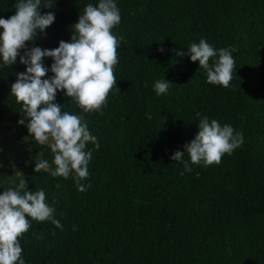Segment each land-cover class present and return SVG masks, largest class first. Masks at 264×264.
<instances>
[{"label":"trees","instance_id":"1","mask_svg":"<svg viewBox=\"0 0 264 264\" xmlns=\"http://www.w3.org/2000/svg\"><path fill=\"white\" fill-rule=\"evenodd\" d=\"M116 2L121 22L113 34L123 41L106 104L83 113L63 93L56 98L98 137L99 150L92 143L86 149L92 160L81 183L90 186L81 192L71 176L36 173V162L0 169V194L25 177L30 190L45 191L63 226L28 217L22 258L26 264H264V0ZM15 3L0 0V17L14 15ZM89 3L98 0H57L42 9L54 11L55 22L26 43L55 49L70 42L71 26ZM201 39L217 50L235 49L227 88L207 83L198 61L177 55ZM23 71L19 63L0 71V129L6 124L28 137L19 124L22 105L10 95ZM162 79L171 82L169 92L157 96L153 85ZM203 116L231 125L245 142L219 164H193L181 175L183 165L171 156L195 138ZM39 152L51 165L50 147Z\"/></svg>","mask_w":264,"mask_h":264},{"label":"clouds","instance_id":"2","mask_svg":"<svg viewBox=\"0 0 264 264\" xmlns=\"http://www.w3.org/2000/svg\"><path fill=\"white\" fill-rule=\"evenodd\" d=\"M56 4L57 0H16L15 14L7 19L0 17V71L17 63L25 66V71L16 73L10 89V95L22 105L24 116L19 124L27 127L35 143L50 147L54 156L51 165L46 159L36 162L34 171H49L54 178L71 176L83 192L90 186L81 183L89 176L88 164L92 160V150H86L87 145L92 143L99 150L100 143L81 116L63 111L56 102L57 93L71 98L70 103L74 102L83 113L100 110L106 104L117 82L114 66L118 64L117 48L123 37L114 35L113 29L120 24L121 14L116 0L89 3L71 26L70 42L61 40L55 49L29 47L26 42L46 35L55 22V12L42 14V9H53ZM234 51L231 47L217 50L201 39L188 46L187 53L177 55L187 54L192 62L198 61L207 83L227 88L233 78ZM45 58L52 59L50 67L45 65ZM170 84L165 79L158 80L153 90L157 96L166 95ZM198 127L184 151L177 150L171 156L183 165L181 175L191 173L193 164H219L225 154L231 155L245 142L242 132L207 116L200 117ZM185 154L190 162L184 159ZM54 212L46 203L45 191L30 190L25 177L4 190L0 194V264H26L19 238L31 227L28 217L40 222L51 220L62 229Z\"/></svg>","mask_w":264,"mask_h":264},{"label":"rangeland","instance_id":"3","mask_svg":"<svg viewBox=\"0 0 264 264\" xmlns=\"http://www.w3.org/2000/svg\"><path fill=\"white\" fill-rule=\"evenodd\" d=\"M41 146L47 145L35 143L31 137H20L5 124L0 129V169L23 162H38L41 158Z\"/></svg>","mask_w":264,"mask_h":264}]
</instances>
